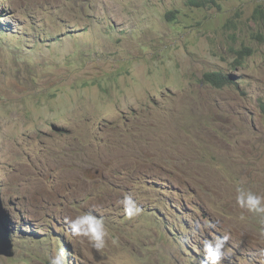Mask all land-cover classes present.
Here are the masks:
<instances>
[{
	"label": "rangeland",
	"instance_id": "374dc122",
	"mask_svg": "<svg viewBox=\"0 0 264 264\" xmlns=\"http://www.w3.org/2000/svg\"><path fill=\"white\" fill-rule=\"evenodd\" d=\"M238 186L264 196V0H0V264L60 247L67 264H203L217 236L221 264H264ZM89 210L101 250L68 230Z\"/></svg>",
	"mask_w": 264,
	"mask_h": 264
},
{
	"label": "clouds",
	"instance_id": "9594fccd",
	"mask_svg": "<svg viewBox=\"0 0 264 264\" xmlns=\"http://www.w3.org/2000/svg\"><path fill=\"white\" fill-rule=\"evenodd\" d=\"M52 129L59 130L54 126H52ZM235 202L240 209L256 217L260 226L259 232L261 236H264V196H261L244 186H238L236 188ZM118 203L122 207L124 216L128 219H133L136 216H139L142 212V208L138 206L133 195L130 193L125 194ZM212 226L211 222H208L205 225L206 228H211ZM6 230L9 234V230ZM68 230L73 236L87 239L91 246L96 250L105 248L107 237L109 236V230L104 217L96 215L93 210L82 212L71 219L68 222ZM227 241V236H217L212 240H204L203 252L205 260L203 264H221L224 259L231 255V250L226 249L225 247ZM67 255V251L63 247H60L56 250L54 255L49 256L48 264H67ZM258 255L261 258H264V248L258 250Z\"/></svg>",
	"mask_w": 264,
	"mask_h": 264
},
{
	"label": "trees",
	"instance_id": "16d2710c",
	"mask_svg": "<svg viewBox=\"0 0 264 264\" xmlns=\"http://www.w3.org/2000/svg\"><path fill=\"white\" fill-rule=\"evenodd\" d=\"M256 14H259L260 16L263 15V10L261 8H256L254 12V16ZM236 63L242 65V60L245 59L246 56H249L252 54L251 48L249 47H243V49H240L236 51ZM203 81L211 84L215 88H222L229 84H234L235 79L234 76L226 75L221 72H208L203 75Z\"/></svg>",
	"mask_w": 264,
	"mask_h": 264
},
{
	"label": "water",
	"instance_id": "95a60500",
	"mask_svg": "<svg viewBox=\"0 0 264 264\" xmlns=\"http://www.w3.org/2000/svg\"><path fill=\"white\" fill-rule=\"evenodd\" d=\"M0 255L14 256L13 243L5 227H0Z\"/></svg>",
	"mask_w": 264,
	"mask_h": 264
},
{
	"label": "bare ground",
	"instance_id": "6f19581e",
	"mask_svg": "<svg viewBox=\"0 0 264 264\" xmlns=\"http://www.w3.org/2000/svg\"><path fill=\"white\" fill-rule=\"evenodd\" d=\"M0 221H1V222H4L2 218H0ZM13 250H14V247H13ZM8 258H10V257H8Z\"/></svg>",
	"mask_w": 264,
	"mask_h": 264
}]
</instances>
